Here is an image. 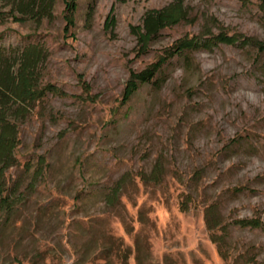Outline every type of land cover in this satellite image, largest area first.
I'll use <instances>...</instances> for the list:
<instances>
[{"label":"rangeland","instance_id":"obj_1","mask_svg":"<svg viewBox=\"0 0 264 264\" xmlns=\"http://www.w3.org/2000/svg\"><path fill=\"white\" fill-rule=\"evenodd\" d=\"M50 1L36 16L0 0V53L44 46L41 81L67 94H46L17 121L16 164L5 174L17 190L11 212L0 211V264H264V51H183L122 103L129 73L180 38L264 40V0H180L184 19L145 54L132 26L173 0H75L68 31L64 0ZM212 202L224 229L204 224ZM239 218L262 226L232 224Z\"/></svg>","mask_w":264,"mask_h":264},{"label":"trees","instance_id":"obj_2","mask_svg":"<svg viewBox=\"0 0 264 264\" xmlns=\"http://www.w3.org/2000/svg\"><path fill=\"white\" fill-rule=\"evenodd\" d=\"M50 0H14L16 8L26 15L39 16L47 13L51 5ZM65 30L74 25L76 11L75 0H64ZM264 11V1L261 3ZM185 17V9L180 0H173L161 9L147 11L141 24L132 26V33L137 39L140 54L149 50V45L158 33L167 27L180 23ZM106 24L114 25L111 15ZM218 43L235 45H250L259 51H264V40L240 34L229 35L220 31L204 39L199 36L183 37L176 41L172 49L165 55L159 56L154 62L138 71H131L125 82L122 92V103L128 101L140 85L152 82L161 66L168 58L183 51L198 49L209 50ZM47 50L40 44H28L22 49H9L0 53V211L11 212L15 203L17 184L6 187V170L16 164L15 149L19 145L17 121H22L33 110L35 103L42 100L46 94L67 95L66 92L51 83H42L40 66L47 58ZM83 89L89 88L82 82ZM123 179V178H122ZM122 181L116 182L112 192L107 195L108 202L112 203L120 190ZM187 208V202L181 204ZM204 224L209 231L224 229L222 213L217 202H212L204 207ZM232 224L240 227L259 228L262 222L257 218H239ZM211 239L217 244L219 253L225 257L221 250L223 237L212 234Z\"/></svg>","mask_w":264,"mask_h":264}]
</instances>
